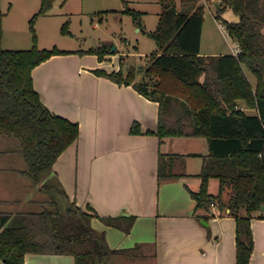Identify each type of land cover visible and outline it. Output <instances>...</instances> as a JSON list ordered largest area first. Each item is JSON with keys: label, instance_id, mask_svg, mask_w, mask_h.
I'll list each match as a JSON object with an SVG mask.
<instances>
[{"label": "trees", "instance_id": "16d2710c", "mask_svg": "<svg viewBox=\"0 0 264 264\" xmlns=\"http://www.w3.org/2000/svg\"><path fill=\"white\" fill-rule=\"evenodd\" d=\"M56 0H41L31 17L33 46L4 48L0 8V158L20 179L22 198L0 200V258L5 264H25L27 253L71 254L76 264H112L117 254L144 257L155 247L137 245L112 249L104 232L91 224L92 214L72 201L61 181L52 175L57 158L80 134L77 122L53 113L42 101L33 81V69L53 55L68 53L57 46L40 48L35 25ZM66 0H64L65 2ZM125 13L138 18L143 12L128 6ZM217 18L231 9L238 21H225L228 34L240 47L235 54H201L205 8L199 0H186L181 10L177 0H158L159 21L148 35L157 50L147 56L142 70L121 67L110 73L96 70L119 84H132L144 96L159 102L156 134L165 137H205L210 153L204 157L199 192H192L197 209L209 211L215 203L230 209L237 223V264H250L255 241L251 220L264 218V0H218ZM105 13H108L106 11ZM70 35L69 20L61 28ZM81 53L97 54L102 61L114 54L102 44ZM142 77L136 80L139 73ZM257 79L256 88L249 79ZM242 101V103H241ZM245 107L255 108L248 113ZM141 125L134 123L133 133ZM176 154H160V181L177 179ZM220 180L217 195L209 192V180ZM229 201H223L225 192ZM205 217L209 215H198ZM105 221L130 231L133 217H109ZM150 255V254H149Z\"/></svg>", "mask_w": 264, "mask_h": 264}, {"label": "crops", "instance_id": "0c3cea01", "mask_svg": "<svg viewBox=\"0 0 264 264\" xmlns=\"http://www.w3.org/2000/svg\"><path fill=\"white\" fill-rule=\"evenodd\" d=\"M181 2V7L186 4V0H180L178 7ZM10 10L9 6L3 20V47L31 48L33 45L28 47V38L19 25L8 19ZM6 19L13 24L8 38ZM67 44L61 41L58 46L68 53L53 55L32 72L43 103L80 127L77 140L55 161L52 175L58 177L72 201L92 214L93 228L105 233L112 249L155 247V255H151L153 250L144 257L117 254L112 264H237V223L230 209L222 210L218 203L209 211L197 209L191 194L201 188L199 173L204 157L210 153L208 140L187 136L161 140L149 133L158 127L159 102L144 96L132 84H119L96 72L118 71L121 52L108 54L101 61L97 54L80 52L94 46ZM234 48L231 52L204 53L201 46V54H234ZM136 122L141 125L140 133L132 132ZM161 153L178 155L173 162L174 171L180 174L177 179L159 180ZM7 163L0 158V200L22 198L20 179ZM220 185L218 178H211L209 192L217 195ZM229 199L226 191L223 201L227 203ZM109 217H133L134 223L127 232L108 224L105 219ZM251 225L255 247L250 264H264V218L254 217ZM0 264H5L1 258ZM25 264L76 261L71 254L27 253Z\"/></svg>", "mask_w": 264, "mask_h": 264}, {"label": "rangeland", "instance_id": "374dc122", "mask_svg": "<svg viewBox=\"0 0 264 264\" xmlns=\"http://www.w3.org/2000/svg\"><path fill=\"white\" fill-rule=\"evenodd\" d=\"M180 0H177L179 4ZM201 0H199L200 4ZM204 4V27L202 31V51L231 52L236 43L228 34L225 21H238L239 16L231 9L221 13L222 20L217 18L218 0H202ZM41 0H0V8L5 12L11 7L8 19L14 25H19L22 34L28 38V47L33 45L29 29L31 17L40 9ZM128 6L143 12L138 21L145 26L142 31L135 27V18L125 13L127 5L123 0H56L50 9L48 17H39L35 29L38 36V46L51 48L60 46L66 41L69 47H91L107 44L118 46L114 51L121 52L124 70L135 67L142 70L148 64L147 56L156 50L157 45L149 35L156 29L161 9L158 0H128ZM182 2L178 9H182ZM108 11V13H105ZM6 19V38L11 35L13 24ZM69 20L70 35L61 32L62 25ZM128 39V43L126 42ZM7 45V44H6ZM59 45V46H58ZM66 45V46H67ZM137 47V48H136ZM142 75V72L138 76ZM250 81L256 88L257 79L248 72ZM242 103V101H241ZM248 112L255 108L245 107Z\"/></svg>", "mask_w": 264, "mask_h": 264}, {"label": "built area", "instance_id": "2783aa9c", "mask_svg": "<svg viewBox=\"0 0 264 264\" xmlns=\"http://www.w3.org/2000/svg\"><path fill=\"white\" fill-rule=\"evenodd\" d=\"M234 50H235V51H234V54H235V55H237V54L240 52V47H239L238 44L236 45V48H234Z\"/></svg>", "mask_w": 264, "mask_h": 264}, {"label": "water", "instance_id": "95a60500", "mask_svg": "<svg viewBox=\"0 0 264 264\" xmlns=\"http://www.w3.org/2000/svg\"><path fill=\"white\" fill-rule=\"evenodd\" d=\"M217 7L220 8V4L217 3ZM113 50H115V46L113 47ZM262 210H264V206H262ZM203 223L208 224L205 220H202Z\"/></svg>", "mask_w": 264, "mask_h": 264}]
</instances>
